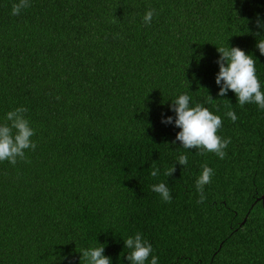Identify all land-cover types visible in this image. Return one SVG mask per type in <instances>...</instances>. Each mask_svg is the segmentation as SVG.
Here are the masks:
<instances>
[{"label": "trees", "instance_id": "obj_1", "mask_svg": "<svg viewBox=\"0 0 264 264\" xmlns=\"http://www.w3.org/2000/svg\"><path fill=\"white\" fill-rule=\"evenodd\" d=\"M17 2L0 0V124L26 107L37 148L0 162V264H83L78 251L99 244L130 264L136 233L158 264H264V110L216 84L217 47H239L264 91V0H30L14 16ZM183 93L221 116L224 159L182 148L161 122ZM160 182L171 203L151 190Z\"/></svg>", "mask_w": 264, "mask_h": 264}, {"label": "clouds", "instance_id": "obj_2", "mask_svg": "<svg viewBox=\"0 0 264 264\" xmlns=\"http://www.w3.org/2000/svg\"><path fill=\"white\" fill-rule=\"evenodd\" d=\"M30 6V0H18L17 3H13L11 14L19 15L23 9ZM154 15L155 9L149 8L143 17L144 23L146 25L151 24ZM112 22L115 23L116 19L114 18ZM256 24L258 28H264L259 17ZM256 35L259 36V33ZM256 47L260 54L264 55V38L258 41ZM217 51L220 54L216 61L219 65V72L216 75V84L220 87L219 97H226L231 90L235 93L240 107L254 103L261 110H264V91H262L261 81L257 75L254 56L246 54L239 47L220 46L217 47ZM191 100L189 94H180L171 104V111L175 113V116L162 118L161 122L165 125L174 123L175 127L180 129L176 134V141L182 144V148L199 150V154L213 153L220 159H224L227 155L225 149L231 143V139L219 135V131L223 127L221 116L214 114L203 104L196 103L192 106ZM216 100L210 94L207 97L209 104L215 103ZM226 107L228 110L225 115L235 123L238 117L232 109L231 101ZM27 113L26 107H18L7 112L6 122L0 124V162L8 161L13 166L17 164L18 160L30 162L27 160L26 151H35L37 144L32 139L36 133L27 118ZM188 159L187 154L180 153L177 156V163L186 166ZM201 167V174L196 180V189L200 197L197 201L198 204L206 200L204 188L211 183L214 175L213 169L207 163ZM149 171L152 177H157L160 174V169L156 167L155 163ZM175 172L176 165L166 169L164 175L171 177ZM151 190L158 193L164 202L171 203V191L166 183L154 184L151 186ZM124 243L126 248L130 250L126 256L130 264H146L150 257V264H158V257L153 255L151 243L145 240L141 233L129 236L124 240ZM78 252L81 254L83 264H112L111 258L104 255V245L99 244V246L80 249Z\"/></svg>", "mask_w": 264, "mask_h": 264}, {"label": "water", "instance_id": "obj_3", "mask_svg": "<svg viewBox=\"0 0 264 264\" xmlns=\"http://www.w3.org/2000/svg\"><path fill=\"white\" fill-rule=\"evenodd\" d=\"M264 203V202H263Z\"/></svg>", "mask_w": 264, "mask_h": 264}]
</instances>
